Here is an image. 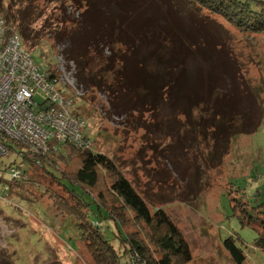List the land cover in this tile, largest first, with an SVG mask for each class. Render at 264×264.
Here are the masks:
<instances>
[{"label":"rangeland","instance_id":"obj_1","mask_svg":"<svg viewBox=\"0 0 264 264\" xmlns=\"http://www.w3.org/2000/svg\"><path fill=\"white\" fill-rule=\"evenodd\" d=\"M154 1L162 6L167 17L177 13L174 9L165 8L164 3H167L164 0ZM118 2L120 0H94L102 23L110 20ZM169 2L173 6L172 0ZM231 3L243 13L262 14L264 17V0H232ZM3 4L9 16L22 22L24 28L28 27L27 32L40 36L38 47L29 50L33 51L31 56L37 65L50 64L55 69L57 57H61L64 66L73 61L64 54L68 44L56 45L53 37L64 28L68 31L79 29L86 7L91 4L88 0H80L78 4L69 0H4ZM182 7L185 12L190 10L187 6ZM217 19L219 22L198 20L193 28L191 23L183 26L185 37L195 35V38L198 31L206 32L208 35L203 41H189L190 38H183L178 33L174 35V42L180 55L189 56L191 50H196L192 52L196 58L209 59L208 62H193L199 72L215 70L217 64H224L232 72L233 59L236 60L239 75L244 79L240 83L245 87L241 94L257 104L252 102L247 106L249 115L241 130L243 133L232 131L229 139H219L215 143L209 139L213 130L207 129L206 141L203 134H198L196 125L188 122L179 110H171L166 104L158 106L159 109L152 114L158 120L154 124L152 118L142 111L136 117L118 115L113 111L107 93L84 86H81L85 91L82 98L74 100L75 108L71 110L85 124L82 134L93 143L94 153L111 160L114 171L98 168V182L93 189H86L87 193L67 179L61 181L80 195L93 211L98 205L106 210L111 207V211L116 213L113 217L107 212V219L112 223L98 217L94 219L98 220L95 225L105 231L107 240L118 253L123 248L120 247L123 243L117 238L118 228L125 236L138 231L140 237L143 233L139 224H134L129 210L120 208V202L114 205L116 198L109 187L116 173L129 180L151 213L161 209L178 228L191 254V260L186 264H235L223 245L227 239L234 240L243 252L245 259L242 264H264V251L254 246L261 233L256 223L263 220L264 212V32L238 28L236 22ZM107 52L104 55L108 56ZM216 56L220 63L214 62ZM73 63L75 73L69 77L76 81V64ZM237 85V82L229 83L224 92L231 91L232 86L237 88ZM72 97L70 93L68 98ZM231 97L227 93L220 95L224 100L220 101L219 110L225 113L231 110L227 104ZM42 102L43 98L37 96L36 103ZM233 107L237 110L239 105ZM194 108L199 106L193 107V111ZM254 126V131L245 132ZM169 130L176 131L175 135L166 138L157 136ZM12 157H15L14 152L0 157V171L4 168L1 161L7 164ZM78 168V158H72L65 170L75 171ZM40 175L33 178H37L39 186L51 180L48 175ZM1 177L0 264H94L85 247L87 240H80L81 230L75 219L59 212L64 210L59 199L52 202L55 195L60 198L67 196L52 180L48 185L52 193L44 196L40 194L41 189L39 192L32 185H26L31 191L26 194L38 199L39 203L23 204L15 197L17 195L9 194L5 189V181L10 178L9 171ZM121 211L127 224L117 215L122 214ZM84 212L85 209L78 210L81 217ZM113 222L120 226H115ZM125 260H128L127 256H122L119 264H125ZM132 263L140 264L129 262Z\"/></svg>","mask_w":264,"mask_h":264},{"label":"trees","instance_id":"obj_2","mask_svg":"<svg viewBox=\"0 0 264 264\" xmlns=\"http://www.w3.org/2000/svg\"><path fill=\"white\" fill-rule=\"evenodd\" d=\"M3 1L0 0V15H6L4 17L6 26L18 32L23 48L32 54L33 51L29 50L38 47L40 36L31 35V31L26 30L28 27L24 28L22 22L19 23L9 16L8 10L3 8ZM69 1L78 4L80 0ZM88 1L91 4L86 7V15L84 20L80 21L79 29L68 31L64 28L53 37L56 45L68 44L64 54L76 64L77 85L107 93L110 105L118 115L127 114L136 117L137 113L147 114L152 118L153 124L158 120L155 115L152 117V114L162 104H166L171 110H179L180 114L186 116L188 122L196 125L198 134H203V139L206 141L207 129L213 130L209 139L215 143L219 139H229L232 131H236V134L242 132L249 115L247 106L252 102L254 105L257 104L247 95L241 94L245 87L240 83L244 79L239 75L240 69L236 60L233 59L232 72L224 64H217L220 63L217 56L214 59L217 64L215 70L196 71L193 62H208L209 59L196 58L192 54L196 50H189V56L180 55L178 45L174 42V35L180 33L183 38H190L189 41L198 39L203 41L208 35L206 32L198 31L195 38H193L195 35L185 37L183 26L191 23L193 28L198 20L219 22L217 18L236 22L238 28L245 27L254 32H264L262 14L254 16L243 13L238 6L231 3L232 0H189V2L172 0L176 8H173L169 0H164L167 3H164L165 8L177 11L176 14L167 17L162 6L154 0L151 2L120 0L115 4V11L110 20L102 23L94 0ZM182 6H187L190 10L185 12ZM104 10L102 11L105 12ZM106 52L109 53L108 56L104 55ZM43 57L42 54L41 59ZM232 82L238 83L237 88L232 86L231 91L224 92V87ZM224 93L232 95L227 100V104L231 107L227 113L219 110V103L224 100L220 95ZM196 105L199 108H194L193 111L192 108ZM237 105L239 107L235 110L233 106ZM258 120L259 116L257 122ZM255 128L256 126L245 132H252ZM175 133L176 131L169 130L157 136L166 138ZM9 148L15 153V157L10 158L7 164L1 161L4 168L0 171V181H2L1 175L13 165L19 166L21 176L19 179L5 181L7 192L17 195L15 197L23 204H36L39 200L26 194L31 191L25 186L32 185L39 192L41 189L40 194L44 196L46 193H52L48 185L53 181L52 183H55L67 196L60 198L55 195L52 202L59 199V203L64 208L59 212L64 214L63 216L71 215L75 219L77 227L81 230L80 240L81 242L87 240L85 247L94 264H119L122 256L128 258L125 264H129L130 261L140 264H186L191 260L187 242L166 213L161 209L151 213L144 199L134 190L129 180L118 173L109 187L110 193L116 198L114 205L117 206L120 202L122 206L120 208L132 213L133 222L139 224L143 236L139 237L138 231L129 236H125L123 232L121 235L118 228L117 238L123 243L120 244V247L123 246L121 253H118L107 240L105 231L102 232L101 228L95 225L98 220L94 217L109 220L107 212L113 217L116 213L111 211V207L106 210L98 205L96 211H93L80 195L75 194L61 181L67 179L72 185L80 187L87 193V190L93 189L98 182V168L114 171L113 163L105 155L94 153L92 150H79L70 144L59 145L56 141L49 143V152L46 156L20 154L18 147ZM72 158H78L79 168L75 171L65 170ZM39 175H48L52 181L48 179L49 182L39 186L37 178L33 179ZM22 196L25 199H22ZM71 206L76 208L73 209ZM79 209H85L83 217L78 213ZM121 213L117 215L127 224L122 211ZM262 217L263 220L256 223L261 233L255 240L254 246L264 251V212ZM113 224L120 226L116 222ZM223 245L235 264L244 262V254L235 245L234 240L227 239ZM125 252L128 254L125 255Z\"/></svg>","mask_w":264,"mask_h":264},{"label":"built area","instance_id":"obj_3","mask_svg":"<svg viewBox=\"0 0 264 264\" xmlns=\"http://www.w3.org/2000/svg\"><path fill=\"white\" fill-rule=\"evenodd\" d=\"M58 61L55 69L37 65L18 32L9 29L0 15V157L11 152L9 147H18L20 154L46 156L51 141L92 150L93 143L81 132L84 122L71 110L85 91L69 77L75 73L73 61L66 66ZM37 96L42 103H36ZM6 171L9 179L21 176L19 166Z\"/></svg>","mask_w":264,"mask_h":264}]
</instances>
